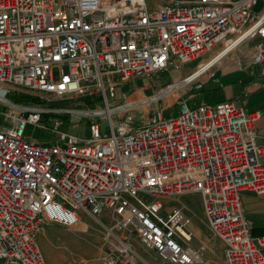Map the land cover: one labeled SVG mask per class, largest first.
I'll return each instance as SVG.
<instances>
[{"label": "built area", "instance_id": "2783aa9c", "mask_svg": "<svg viewBox=\"0 0 264 264\" xmlns=\"http://www.w3.org/2000/svg\"><path fill=\"white\" fill-rule=\"evenodd\" d=\"M150 1L0 0V264H47L41 230L74 226L84 214L111 218L103 264H135V240L170 264H203L205 248L191 245L184 210L164 216L160 200L142 196L195 193L225 242L227 263L264 264V237L252 236L241 197L264 195L261 112L233 100L198 107L183 100L178 114L157 107L135 127L130 113L152 98L117 94L122 84L198 59L197 69L165 92L192 83L256 38L253 62H263L264 0ZM209 58L213 64L199 71ZM10 91L47 103L97 99L101 109L69 111L106 117L110 132L92 121L83 139L60 132L55 119V139L38 142L27 127L46 129L44 115L68 110L14 103Z\"/></svg>", "mask_w": 264, "mask_h": 264}, {"label": "crops", "instance_id": "0c3cea01", "mask_svg": "<svg viewBox=\"0 0 264 264\" xmlns=\"http://www.w3.org/2000/svg\"><path fill=\"white\" fill-rule=\"evenodd\" d=\"M155 2L156 0H153L152 4L150 2L151 6H154ZM256 9H262V5L257 6ZM258 41V38L246 41L227 52L214 65L211 71L204 72L194 82L188 83L189 85L187 90H185L184 93H180L175 98L172 96V98L168 100V104L166 106L171 107L175 104L179 105V103L183 100H186L192 107H198L202 103L217 104L227 100L236 101L239 106L244 107L249 111L261 112V117L256 123V130L259 136L258 141L264 146V61L261 63L253 62L255 55L254 46L256 43H258ZM221 48L222 46L220 45L215 49V51L218 53ZM215 51L212 54H214ZM183 68L180 70L171 69L170 71L172 73V81L168 82L165 86H171L175 81H177V78H181V80H183L189 74H191L195 67H190L188 69L186 68L184 71H182ZM211 72H214V76L211 75ZM137 82H142V84L136 88H133V90L128 93L129 98H138L139 96L147 97V95H149V90H158L159 86L162 85L160 82L158 83L151 81L150 77L137 78L130 83ZM174 100L176 103H172ZM262 160L264 162V155ZM241 197L245 217L249 221L252 228V236L264 237V195H258L251 191H243L241 193ZM185 207L186 206H184V208ZM184 212L188 220L187 230L192 236L191 245L194 247L205 248L204 255L209 262H226L225 242L213 232L205 214L204 204L202 205L200 212L196 213V218L198 219L199 223L197 219H194V217L189 212H186L185 210ZM87 215L90 214H84L81 221L77 223L76 226L68 228L74 231L81 229L82 225L84 224V217ZM101 217L102 216H97L95 218L100 219ZM104 228L100 234L102 240L100 257L107 248V242L103 236ZM43 238L47 239V236L43 233H39L38 243L44 250V256L47 264H77L78 260H74L76 262L74 263L73 259L71 260L66 256L64 258L66 260L61 258V260L58 261L56 258H54L52 256L53 250L46 246ZM137 249L140 256L138 261L141 264H147L143 259L144 255L141 253L140 247L138 246ZM84 251L87 253L92 252L88 250L87 247H82L76 253L78 254L77 256H79L78 264H93V258L85 256L83 254ZM139 262L136 264H139Z\"/></svg>", "mask_w": 264, "mask_h": 264}, {"label": "rangeland", "instance_id": "374dc122", "mask_svg": "<svg viewBox=\"0 0 264 264\" xmlns=\"http://www.w3.org/2000/svg\"><path fill=\"white\" fill-rule=\"evenodd\" d=\"M151 4L153 2L150 1ZM208 60V59H206ZM205 61V60H204ZM199 60H195L193 62L188 63L184 66V69H188L190 67H195L193 71L197 69V64ZM192 71V72H193ZM191 72V73H192ZM60 76V69L59 67H55L53 69V77L54 79H58ZM151 81L160 82L162 85L159 86L158 90H149L147 97L152 98L149 105L143 106V111L136 110L131 112L130 114L134 117L132 121V125L135 127L142 126L144 124V117L148 116V113L154 110L157 107H161L165 110V115H176L179 112V105L175 104L171 107H167L168 100L174 96H178L180 93H184L187 90L188 85L187 83L180 84L175 86L171 91L165 92L169 86H165L168 82L172 81V73L171 71H163L159 73H155L150 77ZM173 85L179 83L181 78H177ZM142 82L137 83H126L122 84L117 88L118 97L120 96V92L130 93L133 88L140 86ZM140 97V96H139ZM138 97V98H139ZM145 98V96H143ZM6 98L11 100L14 103H24V104H35V102H39L41 105H50L55 106L54 108L66 109L68 111L65 112H58V113H49L44 115L42 121L46 125V129L36 128L34 125H29L26 130L27 136L31 139L37 140L38 142H46L55 139V132L52 130L53 128V121L55 119L60 120L62 125L59 127L60 132H70L77 134L81 138H87L90 136L89 125L92 121L99 122L101 124L102 130L104 133L110 132V128L108 126V120L106 117H93L86 114H77L74 112H70L69 110L75 111H82V112H90L93 110L101 109L103 107L102 104L97 99L88 98L89 100H94L93 104L88 103L85 99L86 98H62L57 99L52 103H47L46 101L42 100H34L32 96H28L25 94H20L17 92H7ZM134 99V97L132 98ZM172 103H176V101H172ZM0 109L4 110V107L0 105ZM72 120L75 121V125H73ZM3 124L2 117L0 116V125ZM146 199L149 201L153 200H160L163 203L164 211L163 215L167 216L174 208H184L186 212H189L194 219L196 218V213L200 212V209L203 205L202 197L200 194H188L183 197L180 196H172L168 198H156L145 196ZM111 218L104 214L100 219H96L91 215H87L84 217V224L82 225L81 229L71 230L68 227L73 226H66L58 223H49L44 226L40 233H43L47 236L43 238L46 246L53 250L52 256L56 258L58 261L61 258L64 259L65 256L70 258L71 260H78L79 256H77V252L82 247H87L88 250L92 251L91 253H87L86 251L83 252L85 256L93 258V264H103V258L105 256V252L101 254L100 257V248L102 247V240H101V231L104 227H108L110 224ZM198 221V219H197ZM199 223V221H198ZM76 226V225H74ZM135 247L136 249L138 246L141 249V253L144 255V260L147 264H170L163 259H161L158 254L152 250L146 249L139 241L135 240ZM42 248V246L40 245ZM43 250V248H42ZM138 251V249H137ZM44 253V250H43ZM45 254V253H44ZM100 257V259H99ZM205 258V255H204ZM99 259V261H98ZM139 259V258H138ZM138 259L136 260L135 264L138 263ZM142 259V260H143ZM226 260V258H225ZM74 263H76L74 261ZM81 264V263H80ZM139 264H141L139 262ZM203 264H228L227 260L224 263L219 261H212L209 262L206 258Z\"/></svg>", "mask_w": 264, "mask_h": 264}, {"label": "bare ground", "instance_id": "6f19581e", "mask_svg": "<svg viewBox=\"0 0 264 264\" xmlns=\"http://www.w3.org/2000/svg\"><path fill=\"white\" fill-rule=\"evenodd\" d=\"M218 54V53H217ZM213 60L211 59V58H209L208 60H205V61H203L202 62V64L200 65V67H201V69L199 70V71H201V70H206L207 68H209L212 64H213V62H212ZM144 97L143 96H140L139 97V99H143ZM78 255V254H77ZM85 264V263H84Z\"/></svg>", "mask_w": 264, "mask_h": 264}, {"label": "trees", "instance_id": "16d2710c", "mask_svg": "<svg viewBox=\"0 0 264 264\" xmlns=\"http://www.w3.org/2000/svg\"><path fill=\"white\" fill-rule=\"evenodd\" d=\"M34 100H39L38 98H34ZM88 103L93 104L94 100H89L88 98L85 99Z\"/></svg>", "mask_w": 264, "mask_h": 264}]
</instances>
